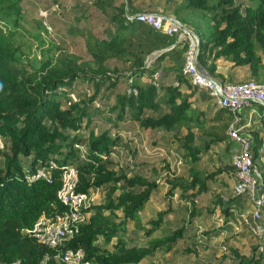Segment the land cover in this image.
<instances>
[{
	"label": "trees",
	"instance_id": "1",
	"mask_svg": "<svg viewBox=\"0 0 264 264\" xmlns=\"http://www.w3.org/2000/svg\"><path fill=\"white\" fill-rule=\"evenodd\" d=\"M180 1L173 7V15L187 27L177 16L178 9L193 7L202 11L203 29L194 31L198 38L197 62L210 76L218 75L215 60L222 58L235 66L246 65L247 79L264 80V63L257 53L259 49L264 56V0H250L243 8L242 0ZM20 2L0 0V20L16 24L21 15ZM95 4L108 17L105 34H93L87 28L84 37L81 34L83 52L56 50L42 55L36 64L22 61L12 30L0 26V137H5L0 145V260L20 258L22 264H35L44 252L45 247L21 235V229L30 227L40 213L63 208L55 196L63 164L76 166L78 190L88 192L89 188L106 186L103 200L85 210L84 222L67 242V246L81 247L93 264H143L158 248L171 254L191 253L188 243L176 244L201 209L194 204L195 195L207 190V179L224 170H205L199 159L201 152L227 137L231 111L226 107L213 109L210 121L202 127L204 112L195 107V90L181 73L186 41H176L175 35L128 18L140 11H157L158 1L95 0ZM149 56L152 59L146 63ZM164 72L172 76V81L161 82L160 86L154 77L157 73L162 77ZM84 82H90L92 92L62 104V99L73 92L72 86ZM104 82L108 90L105 96L111 99L106 108L114 115L101 113L96 126L90 120L91 103ZM82 118L83 125L90 122L86 135L78 133ZM94 126L103 127L93 131L90 128ZM152 129L169 133L171 143L180 151L181 164L187 166L184 175L174 166L170 171L156 170L157 160L167 169L170 164L167 166L169 158L159 154L156 145L150 146L160 138L156 140L150 133ZM143 137V144L150 146L147 150L140 141ZM252 140V147H256V131ZM111 153H123L125 163L111 159ZM21 155L29 156L28 166L21 164ZM51 158L57 162L51 182L25 179V173ZM161 182L168 184L164 196L169 200L147 220L148 226L139 223L148 238L136 242L129 238L130 224L138 225L139 210ZM262 184L264 187L263 177ZM175 188L177 199L189 200L191 207L177 226H161L159 234H154L162 222L168 224L164 216L171 209ZM212 201L226 217L232 197L226 205L221 195L213 196ZM223 244L220 259L211 264H261L255 245L249 247L248 254L228 238Z\"/></svg>",
	"mask_w": 264,
	"mask_h": 264
},
{
	"label": "rangeland",
	"instance_id": "2",
	"mask_svg": "<svg viewBox=\"0 0 264 264\" xmlns=\"http://www.w3.org/2000/svg\"><path fill=\"white\" fill-rule=\"evenodd\" d=\"M120 0H113V3H117ZM158 4L164 3L162 0H157ZM250 0H242L241 8H243L246 4H249ZM175 6H179L181 1H175ZM21 8V15L17 19L16 24H12L10 22H3L0 20V26L3 28H8L12 30V36L14 40L19 44V51L21 52V59L23 62H29L31 64H36L38 61L42 59V55L46 56L48 53H55L56 50L65 49L71 51L75 54L83 52V38L86 29L89 28L93 34L97 35H104V27L108 24V17L105 12H103L96 4L95 0H21L20 2ZM106 8L109 9L108 5ZM178 17L184 21L185 24L192 30V32H200L203 29L204 22L200 19L202 11L193 7L190 8H180L178 9ZM173 11V9H172ZM204 17V16H203ZM81 31V33L79 32ZM82 42V44H81ZM257 53L260 55L261 61L264 63V56L261 54L260 50L257 49ZM220 59V60H219ZM215 60V63L218 65L219 69L225 72L226 76L224 79L226 80H241L247 79L249 69L246 65L235 66L230 61L226 59L219 58ZM222 59V60H221ZM217 61V62H216ZM171 75L168 72H164L162 77L156 74L155 80L161 86V82L172 81ZM107 82V81H106ZM106 82L102 83L99 86V91L96 95L95 99L99 104L97 105L95 99L93 103H91L92 107L90 109V120L98 125L97 123L101 120L100 116L101 113L104 115H114V111H111L106 108L110 105V95L105 96L108 93L107 88L105 87ZM123 83L119 85L122 87ZM105 87V88H104ZM191 88L195 90L193 102L195 107L200 108L203 110L204 115L203 119L201 120V126L205 127L207 123L210 121L211 114L213 112V108L215 105L213 102L208 98L206 91L199 90L195 87ZM162 87L158 89L160 93ZM93 87L91 86L90 82L78 83L72 86L73 92L70 93L68 96H65L62 99V104H65L68 100H76L84 94L92 92ZM103 99H105L103 101ZM95 102V104H94ZM103 104V105H102ZM254 107L259 111L263 112V109L260 106L254 105ZM264 118L262 119L263 123ZM84 118H82V126L80 128L79 134L86 135L87 131L89 130V123L87 126L83 125ZM258 120L256 119V122ZM255 124V123H254ZM259 123L257 122L256 126ZM95 127V126H94ZM99 127L90 128L93 131H98L101 129ZM199 127V126H197ZM254 128V127H253ZM195 129V128H194ZM250 130H247L251 133ZM70 133L71 130H69ZM183 131V130H181ZM154 136H156L157 143H150L158 146V151L161 152L162 155L165 153L171 154L167 166L173 161V166L176 170V159L179 155V149L175 143H171L170 135L164 129H152L150 131ZM253 136V133H251ZM5 137H0V145ZM173 140V139H171ZM141 143L145 142L144 137L142 138ZM197 142V139L194 140ZM253 141V140H252ZM251 141V143H252ZM222 144H215L212 146V150L208 155L202 157V160H199V165H202L203 169L211 170L215 167H224L229 169V173H223L222 175H218L220 177L218 179V183L214 181V178L207 179L206 185L207 190L195 195L196 201L194 202L195 206L198 208L201 207L199 212L196 214L193 224H196L195 230L192 232L190 239H192V243L190 245L192 251L191 253L183 254L181 252H177L175 254H171L169 251L165 252L160 248L156 249L153 255L147 257V262L149 264H211L215 263L220 259L221 253L225 250V245L223 244V239L228 238L231 243L232 240L238 243V248L241 245L242 250L247 252L250 246L255 245L256 247V254L257 253H264V249L260 250L257 248L260 244L256 242L258 240V234L252 232V230L246 225L249 221L248 214L242 215L241 217H236L234 215L226 216L222 219V214L219 211V206L217 203H213L212 198L213 196L217 195H224L227 197H232V200L235 202L234 205L237 207L238 211H242L246 205H252V201L249 200L250 195L248 193L242 194V196H234L232 195L231 189L233 187V183L235 180V175L233 173L234 169L231 165L230 155L226 153L225 142H221ZM84 146V145H83ZM149 146V148H150ZM85 147V146H84ZM148 148V149H149ZM156 148V147H155ZM258 152H260L259 147L256 148ZM177 152V153H176ZM251 152L252 151V144H251ZM21 157V164L24 166L29 165V156H20ZM82 156L79 157V159ZM254 156V162L256 165V169L261 177L264 178V163H257V159ZM83 158V157H82ZM110 158L116 160L118 163H125L126 157H124L123 153H120L116 156L114 153L110 154ZM165 158V156H164ZM175 158V159H174ZM84 159V158H83ZM82 161V160H81ZM225 161V162H224ZM1 163V158H0ZM178 170L179 173L182 175L186 173V164L181 166ZM156 170L159 172H163L165 170H171L170 165L169 168L165 167V165L160 160L156 161ZM168 171V172H169ZM171 173V172H170ZM233 182V183H232ZM168 185H159L158 188H155L153 191V195L150 197L148 202L145 206L139 210V215L136 218L135 225H131V232L128 233L129 238L135 240L136 242H144L147 240L148 236L144 235L143 229L139 227V223L148 226L147 220L151 217L156 216V211L158 209H162L166 206V202L169 200L168 196H164V193ZM92 189V190H91ZM89 188L91 202L99 203L104 198V192L106 190V186H98L93 188ZM177 191L178 189L175 188L173 190L172 196V204L170 211L165 214V218H167L168 224L161 223L153 233L159 234V230L161 226L165 225V229H169L171 227H175L179 224L181 216H186L188 208L191 207L189 200L185 199H177ZM240 196V197H239ZM162 198V199H161ZM242 203H248L246 205L239 206V200ZM224 204L229 202L228 199L224 200ZM233 201L231 203H233ZM213 203V205H212ZM207 207V209L203 208ZM233 207V206H231ZM209 210V212H207ZM249 210V209H248ZM250 211V210H249ZM247 213V212H243ZM264 219V208L262 210ZM198 216L200 220H198ZM251 217V212H250ZM226 219H231L235 223V227L227 228L224 225L226 224ZM264 220H260V223L263 224ZM132 223V222H131ZM241 223V224H239ZM252 223V221H251ZM222 226V228H220ZM264 227V226H263ZM226 230V231H225ZM152 233V234H153ZM151 234V235H152ZM100 239V238H98ZM232 239V240H231ZM193 240L196 243H193ZM100 242V241H99ZM129 242V241H128ZM130 243V242H129ZM264 245V238L263 243ZM224 245V248L221 246ZM248 247H247V246ZM181 246V244H180ZM227 249V248H226ZM250 251V249H249ZM249 254V252H248ZM260 255V254H259ZM261 256V255H260ZM264 264V263H262Z\"/></svg>",
	"mask_w": 264,
	"mask_h": 264
},
{
	"label": "built area",
	"instance_id": "3",
	"mask_svg": "<svg viewBox=\"0 0 264 264\" xmlns=\"http://www.w3.org/2000/svg\"><path fill=\"white\" fill-rule=\"evenodd\" d=\"M128 18L149 24L156 30L175 35L176 41L185 40L181 73L195 88L205 90L218 107H226L232 113V120L226 128L227 138L237 145L232 152L231 165L235 180L232 191L234 196L248 193L252 201L251 217L248 214L251 230L258 234L259 244L263 237L260 223L264 208V187L262 177L256 169L254 154L251 152V135L242 129L241 113L248 107L260 106L264 111V80L241 79L226 80L204 74L197 67L198 38L190 28L173 14L160 11H140ZM171 46V45H170ZM152 57L146 59V63ZM57 166L54 159L37 164L33 171L25 173L26 180L43 178L52 181V170ZM60 185L55 192L57 200L63 205L60 210L40 213L30 227L21 229V235L31 237L45 247L35 264H93L85 257L81 247L67 246V242L77 231L86 217L85 210L90 207V192L78 190L77 168L72 163L61 166ZM92 203V202H91ZM252 221V223H251ZM0 264H22L20 258L0 260Z\"/></svg>",
	"mask_w": 264,
	"mask_h": 264
},
{
	"label": "crops",
	"instance_id": "4",
	"mask_svg": "<svg viewBox=\"0 0 264 264\" xmlns=\"http://www.w3.org/2000/svg\"><path fill=\"white\" fill-rule=\"evenodd\" d=\"M163 1V0H162ZM176 0H168L167 2H164V3H160V4H158L157 5V11H166L167 13H169V14H173V11H172V9H173V7L175 6V2ZM177 1H179V0H177ZM219 59V58H218ZM217 60V59H216ZM220 60V59H219ZM222 60V59H221ZM217 62V61H216ZM215 72L216 73H218V75H222V78H220V76H218V75H216L215 77L216 78H218V79H223L224 80V77L226 76V74H225V72L224 71H222L221 69H219V67H218V65L215 63ZM160 75H161V73H160ZM171 80H172V77H171ZM198 89V88H197ZM199 90H202V89H199ZM203 91H205V90H203ZM206 94L208 95V98L213 102V100H212V98H211V96L206 92ZM213 104L215 105V107L213 108V109H215V108H217L218 106L213 102ZM212 109V110H213ZM264 118V111L261 113V112H259L254 106L253 107H248V108H246V109H244L243 111H242V113H241V121H240V123L242 124V129L243 130H245V131H247V130H250V128L252 129L251 130V133H253L254 131H256L257 132V137L259 138V142H258V145L255 147V145L253 144V147H252V151H253V154L254 155H256L257 157H255L256 159H257V163H264V120H263V123H262V119ZM256 119L258 120L257 122L259 123L257 126H256V124H257V122H256ZM255 123V124H254ZM254 127V128H253ZM250 135H252L249 131H247ZM252 137V139H253V136H251ZM221 142H225L226 143V145H225V148H226V153L228 154V156L230 155V159H231V155H232V152H234L236 149H237V145H236V143L235 142H233V141H230L227 137L225 138V139H223ZM221 142H219V143H217V144H222ZM142 144V143H141ZM216 144V145H217ZM215 144H212L211 146H210V148L207 150V151H204V152H201V154H200V159L199 160H202V157L203 156H205V155H208L209 153H210V151L212 150L211 148H212V146H214ZM142 146L147 150L148 148H149V144H148V146H147V144H142ZM158 147V146H157ZM257 147H259V150H260V152H258L257 150H256V148ZM254 150H255V152H254ZM159 152V154H161V152L160 151H158ZM177 153V152H176ZM164 155H166L168 158H169V160H171L170 159V157H171V154H168V153H165ZM175 159V158H174ZM225 162V161H224ZM178 163H180L181 164V162H180V151H179V155H178V158L176 159V171L178 172V170L180 169V165L178 164ZM183 164H181V166H182ZM170 166H173V161H171V163H170ZM222 168L224 169V170H222L221 172H219L218 174H216V176H215V178H214V181H216L217 183H218V179L220 178V177H218V175H222L223 173H229L228 171H229V169L226 167V168H224L223 166H222ZM159 171V170H158ZM233 173H234V171H233ZM185 174V173H184ZM183 174V175H184ZM233 183V182H232ZM159 185H168V184H166L165 182H161V183H159L157 186H156V188H158V186ZM233 185V184H232ZM91 189V188H90ZM94 189V188H93ZM92 190V189H91ZM231 191H232V189H231ZM244 194V193H243ZM232 195H233V192H232ZM154 196V195H153ZM222 196V198L224 199V200H226V199H228L229 197H227V196H224V195H221ZM240 196H242V195H240ZM239 196V197H240ZM239 200V203H238V205L239 206H242V205H246V204H248L247 202L246 203H242V202H240V200H242V198L241 199H238ZM249 200L251 201V199L249 198ZM233 201V200H232ZM234 201H233V203H230V208H228L229 209V213H228V215L227 216H230L231 214L232 215H234V216H236V217H241L242 215H247V214H249V212L252 210V208H253V206L252 205H246V207L245 208H243L242 209V211H238V209H237V207L234 205ZM225 204H229V202H226ZM231 206H233V207H231ZM203 208H205V207H203ZM250 211H249V210ZM243 212H247V213H243ZM219 214H222V213H219ZM222 219L223 218H225L224 217V215L222 214ZM262 216H263V213H262ZM242 218V217H241ZM261 219L262 220H264L262 217H261ZM260 219V220H261ZM194 220H197V219H194ZM198 220H200V217L198 216ZM263 222V226H264V221H262ZM239 224H241V223H239ZM250 229H251V224H250V221H248L247 222V224H246ZM227 227V228H231V226L232 227H235V223L231 220V219H226V224L224 225V227ZM195 227H196V224L194 223L191 227H189V228H187L186 230H184L183 232H182V236H181V238H180V240H178V242H177V244L176 245H180L182 242L183 243H188L189 245H191V243H192V239H190V236H191V234H192V232L195 230ZM263 229H264V227H263ZM226 231V230H225ZM263 238H264V231H263V237H262V241H261V243H260V245L259 246H257V248L258 249H260V250H262V249H264V245L262 244L263 243ZM232 240V239H231ZM232 242H233V244L234 245H236V246H238V243L237 242H235V241H233L232 240ZM242 246L243 247H245L244 245H241L239 248L241 249V251H243L242 250ZM247 246V245H246ZM222 247V246H221ZM248 247V246H247ZM244 252V251H243ZM245 253H248V249H247V252H245ZM154 254V253H153ZM153 254H151V255H153ZM261 256H260V258H261V264L262 263H264V253L262 254V253H259ZM148 256H150V255H148ZM147 256V257H148ZM147 257L145 258V260H144V262H143V264H149L148 262H147Z\"/></svg>",
	"mask_w": 264,
	"mask_h": 264
},
{
	"label": "water",
	"instance_id": "5",
	"mask_svg": "<svg viewBox=\"0 0 264 264\" xmlns=\"http://www.w3.org/2000/svg\"><path fill=\"white\" fill-rule=\"evenodd\" d=\"M197 67H198V69H199L200 71H202L204 74L209 75L207 69L204 68V67H202V65H201L199 62H197Z\"/></svg>",
	"mask_w": 264,
	"mask_h": 264
}]
</instances>
